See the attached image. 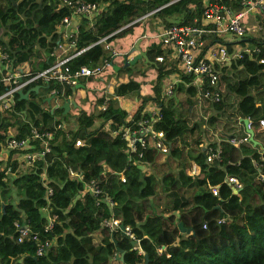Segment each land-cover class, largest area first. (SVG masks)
Wrapping results in <instances>:
<instances>
[{
	"label": "trees",
	"instance_id": "1",
	"mask_svg": "<svg viewBox=\"0 0 264 264\" xmlns=\"http://www.w3.org/2000/svg\"><path fill=\"white\" fill-rule=\"evenodd\" d=\"M211 1L238 11L245 0ZM69 2L107 4L94 27L82 18L77 34L68 39L76 44L77 52L89 48L71 61L74 70L98 66L108 58L105 45H95L107 37V44L130 52V58L140 35L137 31L146 21L141 19L147 15L167 26H204V0H0V46L10 54L14 68L27 64L35 74L51 66L50 53L60 40L65 42L58 29L72 16ZM259 15L264 32V9ZM224 44L233 51L236 46L248 49L252 56L246 53L217 65L218 103L204 97L198 100L193 77L180 72L168 49L150 41L144 50L154 71L150 92L139 96L143 85L133 79L121 83L112 98L100 99L98 105L107 103L105 111H95L96 105L90 111L77 109L80 115L74 130L55 131L63 123L64 111L58 108L52 113L61 104L55 99L47 101L51 93L56 90L59 98L73 97L78 103V90L74 94L73 88L56 83L39 84L43 86L39 94H31L29 100L17 96L11 111L0 112V156L10 139L25 140L33 130L55 137L50 153L28 169L14 160L16 152L0 159V264H112L116 257L119 264H264V184L258 178L249 183L243 179L264 172L260 125L264 121V64L258 61L264 58V34ZM123 58L111 60L117 65ZM158 58L163 62H157ZM118 72L131 73L132 65L125 67L124 63ZM174 75L180 82L174 95L167 96L165 81ZM92 80L96 79L88 81ZM4 91L0 85V94ZM131 95L143 101L134 120L140 118L145 105L160 107L157 127L168 139L167 154L146 149L132 153L129 160L126 141L121 134L113 136L129 117L118 98ZM230 95L241 120L238 137L248 135L244 120H249L258 145L250 141L236 147L230 143L234 135L218 129L217 124L230 116L226 111ZM111 121L109 131L106 125ZM77 141L83 146L77 147ZM31 142L35 149L26 151L41 152L40 140L31 138ZM206 142L207 148L221 149L220 158L208 162L202 147ZM145 167L150 168L149 174ZM70 169L83 175L87 183L95 181L102 193L97 198L86 194L84 185L70 178ZM231 177L238 178L241 186L231 185ZM112 218L133 237L124 236L120 229L111 233L104 224ZM51 221L53 232H46ZM16 222L28 224L32 235L54 241L45 256L36 255L32 239L19 243ZM98 233L100 242L95 237ZM55 234L58 238L54 240Z\"/></svg>",
	"mask_w": 264,
	"mask_h": 264
},
{
	"label": "built area",
	"instance_id": "2",
	"mask_svg": "<svg viewBox=\"0 0 264 264\" xmlns=\"http://www.w3.org/2000/svg\"><path fill=\"white\" fill-rule=\"evenodd\" d=\"M68 5L72 7V16L65 18L58 29L59 34L62 35V39L65 42L61 43L60 40L58 45L50 53L53 63L47 69L35 74L31 72L27 64L16 69L13 66V60L10 54L4 47L0 46V85L5 87V91L0 94V112L11 111L16 104L19 92L22 91L26 93L29 89L39 84L48 85L50 83H56L64 88H75L82 84L84 80L90 78L101 79L107 71L113 69L114 63L111 58L123 56V54L113 48L112 45L107 44L106 41L109 37L103 38L95 45H105V50L110 54L109 57L105 58L98 66L92 68L81 67L74 70L70 66L71 61L89 49L77 52L76 44L68 41L69 38L77 34L80 26L78 23L73 29L74 22H80L82 18H87L90 25L94 27L99 16L107 9V4L82 2L73 4L69 2ZM203 8L204 26H167L162 22H158L160 27L157 28V35H154L153 38L156 39L158 44L170 51L171 59L177 62V67L183 75L193 77V84L199 88L197 99L199 100L204 97L214 103H218L221 98L220 94L215 91L219 82L217 65L223 66L233 59L242 58L246 53L252 56L250 50L239 48L233 51V49L230 48L229 45L224 44V42H227L225 40L228 37H233L234 41H241L248 36L247 29L244 27V19L253 11L264 9V0H245L241 3V10L238 11L233 10L225 4L204 0ZM150 15L145 16L141 20H147ZM96 31L95 29L94 32ZM207 36H212L213 39H206ZM213 40L216 42L215 45L211 43ZM258 61L264 64V58L259 57ZM157 62L162 63L163 59L158 58ZM173 77L176 78L175 76H171L165 81L164 94L167 96L174 95L177 82L171 80ZM51 96H55V103H58L59 97L56 90L51 93ZM128 97L129 96H121L118 98L121 106L131 102ZM72 98L73 97L66 98L65 102ZM106 100L108 101L109 98H106ZM136 103L138 104V108L133 112L134 114H129L125 123L119 126L118 131L114 132L113 136L115 137L121 134L122 138L126 141L129 160L131 159L132 153L146 149L161 154H167L169 152L168 139L165 132L157 127L161 119L160 107L155 103L145 105L140 113V118L134 120V115L138 112L139 108L142 107L143 101L137 100ZM100 106L101 111L107 109V103ZM108 124L109 126H107V129L111 131L110 126L113 122L111 121ZM260 125L264 130V121H261ZM66 129L67 127L64 123H59L55 127L56 132L59 130L65 131ZM31 138L35 141L40 140L41 152H35L33 154L27 152L31 149H35L32 145ZM54 138V134L51 132L33 130L32 135L25 140L10 139L4 147L3 153L7 152L10 156L11 152H16L14 158L17 156L20 162L21 159H23V163L26 164L27 168H30L33 163L50 153V142L53 141ZM250 141L249 133L243 138L234 136L230 139V143L236 147ZM76 146H83V142L77 141ZM202 147L206 149L208 162H213L220 158L222 153L221 149L214 150L212 148H207V145H202ZM196 172L197 166L194 165L193 173ZM69 174L72 180L78 181L84 185L86 194L88 193L97 198L102 193L95 181L87 183L83 175L72 169L69 170ZM255 178H258L264 184L263 171H259L254 175L243 176L244 181L247 183ZM122 180L126 182L125 178H122ZM229 183L235 188L241 186L240 180L236 177H231ZM213 194L218 196L217 188L213 189ZM48 195H53L52 189H49ZM107 200L110 206L114 207L113 202L109 198H107ZM120 225V221L115 220V218H112L104 224V226L110 228L111 233L120 229ZM15 228L19 233V243H23L26 239H32L36 243V255L38 257L45 256L54 244L53 240H42L37 234L32 235L31 228L26 223L21 224L16 222ZM53 228L54 224L51 221L46 232H53ZM126 233L133 237V235L129 233V229H126ZM57 238L58 235L55 234L54 240Z\"/></svg>",
	"mask_w": 264,
	"mask_h": 264
},
{
	"label": "rangeland",
	"instance_id": "3",
	"mask_svg": "<svg viewBox=\"0 0 264 264\" xmlns=\"http://www.w3.org/2000/svg\"><path fill=\"white\" fill-rule=\"evenodd\" d=\"M104 4V3H103ZM259 11H254L253 13L249 14L245 19H244V27L247 29V35L248 37H261L264 32L263 28L260 25V17H259ZM148 26L144 29L141 28L139 31L141 32L142 36H145L147 34L146 29H152L154 32L156 28H159L160 25L158 24L157 21L148 19L145 21L144 25ZM137 31V32H139ZM139 34V33H138ZM228 43L234 42L233 37H228L227 38ZM148 41H146L143 37L134 45L132 49V53L130 55V58H128V54L130 52H125L124 58L122 60H117V66L122 67V65L125 63V58H128L129 62L134 61L137 59L136 63L132 65V72L127 73V72H117V71H112L109 70L107 73L103 76L102 79L100 80H92L91 82L85 81L83 83L84 88L78 90V103L79 106L84 109V111H90L91 108H93V105H96L97 108H95V111H98L101 109V106L98 105L100 102V99L102 97L104 98H112L114 95V89L120 85L121 83L128 82L130 79L139 81L142 83V90L141 93H139V96H143L150 92V87H149V82L153 79L154 76V71L148 66L147 60H145L144 57V50L148 46ZM144 44V45H143ZM118 48V47H117ZM144 58V59H143ZM177 79V83L180 82V79ZM44 91V90H43ZM45 93V92H44ZM48 95V94H45ZM130 101L133 100H139L138 97L135 95H131L130 98L128 97ZM142 102V100H139ZM58 103L63 105L65 103V100L63 98H59ZM127 104H132V107H128L126 105L129 114H134V110L138 108L137 104H133L132 102L127 103ZM137 106V107H136ZM226 111L230 114L228 121L227 122H219L217 124V127L219 130L222 132H225L227 134H240L242 130L241 126V121L240 119L237 118L235 114V107L233 106V102L231 101V98L226 100ZM80 115V111L77 109H74L72 107L70 113L68 115L63 116V120H61L67 128H71L74 130L77 126L78 122V117ZM109 126V124L106 125V127ZM74 128V129H73ZM208 142L205 143L207 145ZM9 156V153L4 152L3 155L0 156V159H7ZM15 160L18 161V157L16 156L14 158ZM20 162V161H18ZM22 165L26 167V164L23 163V159H21L20 162ZM26 169V168H24ZM28 169V168H27ZM22 172H26L25 170ZM145 173L149 174L150 173V168L145 167ZM181 230V229H180ZM97 242H100L102 240V235L97 234L96 236ZM117 258V259H116ZM112 264H119L118 257H116Z\"/></svg>",
	"mask_w": 264,
	"mask_h": 264
},
{
	"label": "water",
	"instance_id": "4",
	"mask_svg": "<svg viewBox=\"0 0 264 264\" xmlns=\"http://www.w3.org/2000/svg\"><path fill=\"white\" fill-rule=\"evenodd\" d=\"M137 59H135L132 62H129L128 61V58H125V67L130 66V65H134L136 63ZM113 68L117 72L120 70V67L115 66L114 64H113ZM42 88H43V86L37 85V86L31 88L30 90H28L26 93H24V92L21 91V92H19V98H20V100H29L31 94H33V93L39 94ZM82 88H84L83 85H78L77 87L73 88L74 94H75V92L77 90L82 89ZM54 99H55V96H50L49 98H47V101L49 103H51ZM72 107L74 109L82 110V108L79 107L78 103L76 102L75 98H72L71 100L66 101L63 105L55 106V108L53 110L55 111L56 109L59 108V109H61V110L64 111V115L66 116V115H68L70 113ZM53 110H52V113H54ZM244 123H245V126L247 128V132L250 134L251 142H253L254 145H258L259 143L257 141H255V139H254L255 132H254L253 129L250 128V121L249 120H244ZM180 229H181V232H185V229L183 228V225L182 224H180ZM120 230H121V232H122V234L124 236H127L126 229H125V227L123 225L120 227ZM189 232L190 231H188V233ZM121 259L123 261V256H122Z\"/></svg>",
	"mask_w": 264,
	"mask_h": 264
},
{
	"label": "crops",
	"instance_id": "5",
	"mask_svg": "<svg viewBox=\"0 0 264 264\" xmlns=\"http://www.w3.org/2000/svg\"><path fill=\"white\" fill-rule=\"evenodd\" d=\"M256 11H258V10H256ZM254 12V11H253ZM252 12V13H253ZM79 23V25H80V22L79 21H76V22H74V26H73V29L77 26V24ZM148 26V24L145 26L144 24L142 25V28H146ZM140 30V29H139ZM149 30V31H148ZM146 32H147V34H145V36H142V34H141V32L139 31V33H140V35H139V37H138V39H137V41H135V43H134V45L143 37L146 41H148V42H150V41H155L156 43H158L157 41H156V39H154L153 38V36L155 35H157L156 33H157V28H156V30L153 32L152 31V29H146ZM225 41H227V39L225 40ZM234 42H237V41H234ZM149 44V43H148ZM134 45H133V47H134ZM132 47V48H133ZM235 49H239L240 48V46H236V47H234ZM116 50H118V49H116ZM119 51V50H118ZM120 52V51H119ZM121 54H123V56L122 57H124V55H125V52H120ZM119 58H121V57H119ZM115 66H117V65H115ZM114 69V68H113ZM115 70V69H114ZM176 78H177V76L176 75H174ZM176 78H171V80L173 81H176L177 82V79ZM102 79V78H101ZM89 79H87V80H84L83 82H82V84H80V85H83V83L85 82V81H88ZM96 80H100V79H96ZM130 98V97H129ZM229 98H231V101L233 102V97L230 95V96H228V98L226 99V100H228ZM133 104H137L136 103V100H133V101H131ZM125 105H128V107H132L131 105L132 104H125ZM138 105V104H137ZM149 105V104H148ZM137 107V106H136ZM135 111V110H134ZM129 112V111H128ZM238 118V117H237ZM239 119V118H238ZM239 121H241V120H239ZM250 125H251V122H250ZM247 129V128H246ZM221 131V130H220ZM248 133V132H247ZM230 135V134H229ZM232 135H234V136H238L239 134H232Z\"/></svg>",
	"mask_w": 264,
	"mask_h": 264
}]
</instances>
